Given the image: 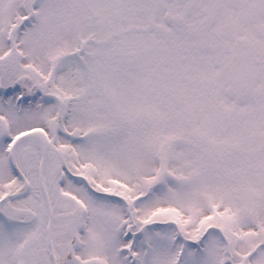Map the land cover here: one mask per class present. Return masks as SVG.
<instances>
[{"label":"snow or ice","instance_id":"6c2138e0","mask_svg":"<svg viewBox=\"0 0 264 264\" xmlns=\"http://www.w3.org/2000/svg\"><path fill=\"white\" fill-rule=\"evenodd\" d=\"M0 264H264V0H0Z\"/></svg>","mask_w":264,"mask_h":264}]
</instances>
